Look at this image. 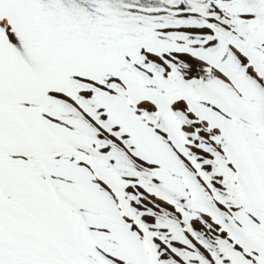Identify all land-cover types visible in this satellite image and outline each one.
<instances>
[{
	"label": "snow or ice",
	"instance_id": "obj_1",
	"mask_svg": "<svg viewBox=\"0 0 264 264\" xmlns=\"http://www.w3.org/2000/svg\"><path fill=\"white\" fill-rule=\"evenodd\" d=\"M0 264H264V0H0Z\"/></svg>",
	"mask_w": 264,
	"mask_h": 264
}]
</instances>
